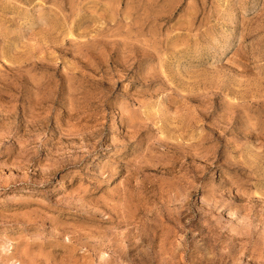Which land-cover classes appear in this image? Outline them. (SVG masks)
Here are the masks:
<instances>
[{
  "label": "rangeland",
  "instance_id": "rangeland-1",
  "mask_svg": "<svg viewBox=\"0 0 264 264\" xmlns=\"http://www.w3.org/2000/svg\"><path fill=\"white\" fill-rule=\"evenodd\" d=\"M0 264H264V0H0Z\"/></svg>",
  "mask_w": 264,
  "mask_h": 264
}]
</instances>
